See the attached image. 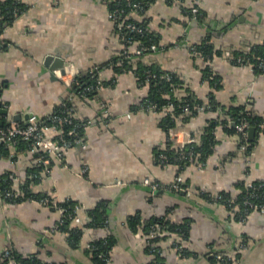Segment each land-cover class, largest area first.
<instances>
[{
  "label": "crops",
  "instance_id": "1",
  "mask_svg": "<svg viewBox=\"0 0 264 264\" xmlns=\"http://www.w3.org/2000/svg\"><path fill=\"white\" fill-rule=\"evenodd\" d=\"M110 1L24 0L27 10L0 26V100L7 109V115L0 113V122L17 116L14 123L23 124L26 114L47 116L68 98L75 77L91 70L98 68L99 80L108 82L97 87L92 98L78 99L74 93L73 116L87 121L84 146L74 145L61 158L52 157L39 176L32 175L38 162L30 149L5 144L9 153L0 155V173L12 174L13 189L18 192L29 177L32 190L49 195L53 203L72 200L80 221L70 226L82 227V234L76 244L69 243L68 232L57 228L62 213L56 206L0 198V264L7 247L52 264H99L89 244L107 236L112 242L105 264H151L155 253L148 249L145 226L158 217L187 222L184 240L171 233L156 243L165 264H212L213 254L222 253L232 264H264V210L253 209L241 220L235 217L236 207L208 201L199 193L226 191L234 196L241 180H264V132L256 135L254 130L250 152L245 153L239 135L224 130L222 109L198 106L188 123L177 119L171 128L179 140L191 134L198 141L209 119L217 118L213 151L203 165L193 161L181 173L174 164L160 165L157 149L169 140L176 144L164 126L172 104L149 109L141 102L148 87L131 71L111 80L114 72L108 64L125 39L109 17ZM151 1L138 19L156 34L159 45L143 60L175 74L180 83L174 97L189 94L203 104L211 97L220 105L244 104L264 115V74L251 65L232 63L230 54L264 42V0ZM194 4L199 22L186 11ZM203 40L221 53L207 60L219 78L213 86L203 77L206 62L192 46ZM47 55L65 61L64 73L44 64ZM45 131L55 135L50 127ZM177 175L182 190L170 188ZM146 179L159 188L153 192ZM99 206L107 223L88 225L90 212ZM133 218L137 223L131 225ZM170 239L181 240L186 254H178Z\"/></svg>",
  "mask_w": 264,
  "mask_h": 264
},
{
  "label": "trees",
  "instance_id": "2",
  "mask_svg": "<svg viewBox=\"0 0 264 264\" xmlns=\"http://www.w3.org/2000/svg\"><path fill=\"white\" fill-rule=\"evenodd\" d=\"M151 0H111L108 3L109 11H113L115 9L123 10L122 13L118 14V18L114 20V26L116 31L124 36L125 45L123 49L118 53L113 60H110L108 66L112 68L114 72V76L111 80L115 79L116 75L123 71H131L137 82L140 85H147L148 90L145 97L142 98L141 102L145 105L155 104V110H160L165 108L169 103L172 104V109L165 115L164 126L169 128L174 127L177 119H179L182 123H188L189 120L195 116L198 112V106H203L205 110L208 111H217V107L219 106L222 109L221 119L223 123L224 130L227 133H234L236 124L240 122L242 119H246L249 122V128H254L255 134L257 135L259 132H264V115L257 113L252 107H248L244 104H227L220 105L218 102H214V100L209 97L208 104H203L201 100H197L193 98L191 95L187 94L184 96H180L179 98L174 97L173 93L177 88H179V80L175 76V74L171 71L161 70L156 63H147L143 60V55H146L152 50L150 49L151 45H155L156 47L159 45L156 34L151 32L143 19H138V16L142 14L145 9L148 7ZM137 4V6H133ZM196 5H192L190 8H187L186 11L188 15L192 18V8ZM28 5L24 2V0H0V26L4 23L11 22L14 18L20 16L27 10ZM198 7V6H197ZM135 10L134 12H131ZM196 20L199 22L201 20L200 10L196 13ZM118 22H132L137 25L141 31L137 30H128L125 28H119ZM144 45L148 47L147 50L137 54L135 49ZM196 48L197 52L203 57V60L206 62L203 67V77L208 78L210 84L213 86L214 83L218 84L219 78L214 74L210 65L208 64L209 58L215 54H221L220 51H216L213 49L212 43L208 40H203L200 43H196L192 45ZM247 50H235L230 53L231 62L237 65H245L246 62H250L253 67V70L256 73L264 74V71L259 68L258 64L261 61H264V42L252 44L248 47ZM241 57L243 59V64L237 62V58ZM208 58V59H206ZM106 66V67H108ZM99 69L91 70L86 75H78L75 77L73 83L71 84V91L76 94V98L84 99V98H92L96 95L97 90L94 87H98L107 84L108 82H102L98 78ZM148 71L151 72L154 76H148ZM167 75L169 78H167ZM99 81V83H98ZM213 83V84H212ZM92 87L94 89H88ZM83 94V95H81ZM72 101V100H71ZM65 98L62 100L50 113L42 118H38V123L41 126H53L60 128L63 132L65 138L72 140L73 136L68 132L74 125H80L82 123L87 122L86 120H80L73 116V110L69 115V121L67 122H53L51 120L52 115H66V106L72 108L73 102ZM65 104L66 106H64ZM186 108V110L184 109ZM219 118V115H218ZM218 119L215 117L209 119L208 124L203 128L200 138L197 142L187 143L182 148L176 146V144L167 142L163 148H159L156 151V159L160 165L164 164H174L177 166L178 173H181L183 169L193 161H199L201 163H205V160L208 158L210 153L213 151L214 145L217 142L215 138V128L217 126ZM78 132L83 135L84 126L77 128ZM247 147L245 153L250 152V146L252 141H247ZM15 144H19L23 149H29V144L26 140L16 139ZM241 142H239V146ZM74 146V145H73ZM191 152L193 155L190 158L181 157V155ZM9 151L5 147V144L0 143V155H6ZM160 153L165 154L166 160L162 161L159 159ZM40 156V152L34 153V157L38 158ZM51 162V158L47 164L42 165L41 163L35 164L33 168V177L39 176L40 171L44 170L47 165ZM34 179V178H33ZM32 180L29 177H26L24 182L20 185L18 192L13 189L12 185V174L10 172H2L0 173V194L4 196V194L9 193L11 197H6V201L11 202H21L27 199H36L41 200L44 197L53 201L47 194L36 193L31 188ZM253 184L259 185L262 184L261 188L257 190L256 196H251V192L248 188H246L245 182L241 180V187L239 188V192L232 196L230 192L220 191L216 194L218 197H212L210 192L200 191L201 196L213 202H222L226 204L228 208L236 207L235 217L239 219H243L244 216L248 215L254 208L249 206L245 200L249 199L253 202L264 203V180H253ZM17 193V194H16ZM48 205H53L51 202ZM76 203L72 200L68 199L63 202H56V206L64 209V212L61 216L60 221L57 224V228L68 232V240L71 245H74L78 242L81 234L82 227H71L70 223L72 222L71 216L74 215V208L76 207ZM261 210V208H257ZM104 207L99 206L95 209H92L90 212V221L87 223L88 225H105L108 221L107 216L105 215ZM131 225L136 224V218L130 220ZM158 224L162 231L168 230L169 233H173L180 237V239L184 240L187 234V222L186 223H171L165 218H153L148 224L145 226V230L148 231V246L151 251L154 250L155 257L151 261V264H165L163 258L159 253V247L156 246L158 240L165 239L168 234H162L161 236H151L149 231H151V226L153 224ZM87 226V225H86ZM112 239L110 236L96 239L90 242V247L88 248L92 259L99 263L105 264L107 258H109L108 251L111 245ZM149 251V250H148ZM11 257L3 258L1 264H9L10 259H14L16 264H51L42 261L36 255L30 256H21L11 249ZM186 254V247L183 246V250L181 251V255ZM222 255V260H217L215 256L211 259L213 262H217L219 264H223V262L227 264H232V261L229 259L227 255L224 253ZM237 256V255H236Z\"/></svg>",
  "mask_w": 264,
  "mask_h": 264
},
{
  "label": "built area",
  "instance_id": "3",
  "mask_svg": "<svg viewBox=\"0 0 264 264\" xmlns=\"http://www.w3.org/2000/svg\"><path fill=\"white\" fill-rule=\"evenodd\" d=\"M133 6L136 7L137 4H134ZM197 11H198L197 5L195 7L193 6L192 18L194 20H196ZM122 12L123 10H119V9L109 11V17L111 18V20L114 21L118 18V14ZM131 12L135 13V10L132 9ZM117 25L119 28H125L130 31L132 30L141 31V29L132 22H125V23L118 22ZM155 47H156L155 45H151L150 49L153 50L155 49ZM147 49L148 47L141 45V47L136 48L135 51L137 54H139ZM237 62L243 64V59L241 57H238ZM245 65H252V64L250 62H246ZM258 66L259 68H261L262 71H264V61H261L258 64ZM148 76H154V75L148 71ZM167 78H169L168 75H167ZM99 86H100V83H99ZM94 88H97V87H94ZM94 88L89 87L88 89H94ZM73 95L75 94L71 92L70 95L68 96L69 101L72 100ZM63 105L66 106L65 104ZM147 106L151 110H155L156 108L155 104H150ZM64 108H66V111H67L66 115L65 116L52 115L51 120L53 122L60 123V122L69 121V115L71 114L72 108L69 106H66ZM184 109L186 110V108ZM86 124L87 122L82 123L80 125H74V127L71 128V130L68 132L70 135L73 136V139L69 140L65 138L60 128L56 127L55 125L41 126L38 123V118L34 115H31L27 119L26 124L14 123L10 120L3 123L0 126V143L10 145L14 143L17 138L26 140L29 144L30 151H32L33 153L40 152V156L37 158V162L44 165V164H47L50 158L52 157L61 158L65 150L72 147L73 145L84 146V137L81 133L78 132L77 128L81 126H85ZM47 127H50L54 131L55 135L48 136L45 131ZM173 129L174 128H169L168 131H169V134L173 137V140L176 143V146H178L179 148H182L187 143L197 142L196 138L192 136L191 134L186 135V138H185L186 140H181V139L179 140V137L177 136L176 132ZM248 129H249V122L246 119H242L240 120L238 124H236L235 132L239 135V142H241L240 148L243 150H246V147L248 144L247 142L248 141ZM192 155L193 154L191 152H188L186 154L181 155V157L187 158L189 156L191 158ZM159 159L162 161H165L166 160L165 154L160 153ZM200 164L203 165V163H200ZM144 182L149 185V187L151 188L153 192L159 188V184L157 182H152V181L150 182L148 179H146ZM181 184H182V178L181 176L177 175L173 183L170 185V188L174 190H182L183 187L181 186ZM245 185H246V188L250 190L251 196H256L257 190L260 189L262 186V184H259V185L253 184V180H250V179L246 180ZM210 194L212 195L213 198L214 197L219 198V196H216V194H213V193H210ZM6 197H11V195L9 193H6L4 194V196H1L0 194V198L4 199ZM40 202H42L43 204H48L49 202H51L53 206H56V204L50 201V199L47 197L42 198ZM245 202L254 209L261 208V210H264V203H259L256 201L253 202L252 200H249V199H246ZM56 207H58L61 210V213L63 214L64 209H62L59 206H56ZM76 210H77V206L74 208L75 213L74 215L71 216V218H72V221L75 220L78 222L80 221V218L77 216ZM150 233H151V236H161L162 234H171L169 233L168 230L162 231L161 228L156 223L151 226ZM170 241L174 244V248L178 252V254H181V251L183 250V246H184L183 242L179 239L178 240L170 239ZM10 253H11V248L7 247L4 249L2 253V257L10 258L11 257ZM213 256H215V258L219 261L222 260L221 254H213ZM106 261H108V258ZM9 264H16V262L14 259H10ZM223 264H227V263L223 262Z\"/></svg>",
  "mask_w": 264,
  "mask_h": 264
},
{
  "label": "water",
  "instance_id": "4",
  "mask_svg": "<svg viewBox=\"0 0 264 264\" xmlns=\"http://www.w3.org/2000/svg\"><path fill=\"white\" fill-rule=\"evenodd\" d=\"M50 64V70L54 71L56 69H59L61 73H64V66H65V61L57 55V57L52 56V55H47L44 60V64ZM2 101L0 100V113L7 115V109H2L1 108ZM26 119L29 117V115L26 114ZM17 116L12 117L11 121L15 122L17 120ZM27 121H24L23 124H26ZM3 124V122H0V126ZM254 137V128H249L248 129V140H252Z\"/></svg>",
  "mask_w": 264,
  "mask_h": 264
}]
</instances>
